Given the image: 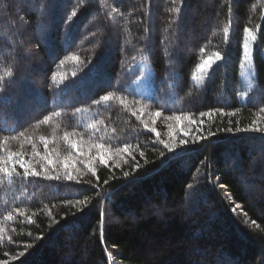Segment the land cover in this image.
Masks as SVG:
<instances>
[{"label":"trees","instance_id":"obj_1","mask_svg":"<svg viewBox=\"0 0 264 264\" xmlns=\"http://www.w3.org/2000/svg\"><path fill=\"white\" fill-rule=\"evenodd\" d=\"M262 53L264 0H0V264H264Z\"/></svg>","mask_w":264,"mask_h":264},{"label":"rangeland","instance_id":"obj_2","mask_svg":"<svg viewBox=\"0 0 264 264\" xmlns=\"http://www.w3.org/2000/svg\"><path fill=\"white\" fill-rule=\"evenodd\" d=\"M253 38L254 35L252 33H246L243 42V62L241 66V71H242L241 75L243 81L245 82L246 87L248 86L249 80L251 79L252 76V70L250 66V53H251V45L253 42ZM245 45H247L246 48ZM165 47H166V43L164 42L163 39L162 52H164ZM246 52L248 53V55L245 54ZM216 59L217 57L213 55L202 62V65L199 67L195 75V80L197 82L201 80L202 75L215 63ZM206 62H210V63H208L207 67L202 68V66L205 65ZM138 65H139V72L135 77L131 78L128 81L127 87L130 89H134L137 92L147 97H150L152 94V78H153L152 72L145 65V63L139 62Z\"/></svg>","mask_w":264,"mask_h":264},{"label":"snow or ice","instance_id":"obj_3","mask_svg":"<svg viewBox=\"0 0 264 264\" xmlns=\"http://www.w3.org/2000/svg\"><path fill=\"white\" fill-rule=\"evenodd\" d=\"M73 15H75V13H73ZM69 27H70V25H69ZM225 31L227 32V29H225ZM246 47H247V45H245V48H246ZM245 54L248 55L247 52H246ZM262 55H264V53H262ZM217 59H218V60L220 59L219 55L217 56ZM208 63H210V62H206V64L203 65L202 68L207 67ZM102 99H103V100H108L109 97H108V96H104V97H102ZM262 111H264V109H262ZM157 115H159V113H157ZM178 119H179V117H178ZM13 130H14V129H13ZM246 130H247V129H246ZM251 130H252V131H261V129H258V128H253V129H251ZM0 131H7V130H6V129H0ZM153 131H154V129H153ZM227 131L231 132L232 129L229 128V129H227ZM21 135H23V133H21ZM208 135L211 136V135H213V133L209 132ZM6 139H7V138H6ZM45 143H46V142H45ZM161 143H164V147H165L166 149H168V151L173 152L174 154H176V153H175V145H173V144H169V143H165V142H163V141H161ZM185 143H186V141H184V140H181V141H180V144H181V145H183V144H185ZM72 147H73V148H76L77 145L73 144ZM100 147H102V145H101ZM125 150H126V149H125ZM160 155L163 157V156H164V152H161ZM141 156H143V153H141ZM101 159H103V157H101ZM49 163H51V161H49ZM166 163H167L166 161H162V165H164V164H166ZM20 167L24 169V175H25V177H28V176H33V177H35V176L39 175L35 170H31V171H30V170L28 169V167L25 166L23 160H20ZM135 167L138 168L139 165L137 164ZM0 171H5V169H4V168H0ZM134 171H135V169H134ZM123 176H124V178H125L126 180H128L129 182H134V180L136 179V177H135L134 175L130 177V173H129L128 171H125V172L123 173ZM56 179H59V177L57 176ZM66 179H68V180H72V179H74V177H73L71 174H66ZM105 183H107V181H105ZM189 187H192V186L189 185ZM8 218L10 219L11 216L9 215ZM253 223H254V222H253Z\"/></svg>","mask_w":264,"mask_h":264}]
</instances>
